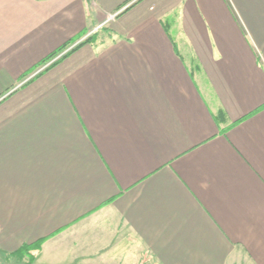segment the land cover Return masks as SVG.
Returning <instances> with one entry per match:
<instances>
[{
    "label": "crops",
    "instance_id": "crops-1",
    "mask_svg": "<svg viewBox=\"0 0 264 264\" xmlns=\"http://www.w3.org/2000/svg\"><path fill=\"white\" fill-rule=\"evenodd\" d=\"M42 238L264 264V0H0V254Z\"/></svg>",
    "mask_w": 264,
    "mask_h": 264
},
{
    "label": "trees",
    "instance_id": "trees-1",
    "mask_svg": "<svg viewBox=\"0 0 264 264\" xmlns=\"http://www.w3.org/2000/svg\"><path fill=\"white\" fill-rule=\"evenodd\" d=\"M92 37H89L85 42H88L89 40H91ZM82 43V44H83ZM77 47V46H76ZM74 47L73 49L69 50L68 52H66L65 54H63L62 56L57 57V55L62 52L66 46L62 47L61 49H59L58 51L52 53L50 56H48L43 63H46L47 61H51L53 60L46 68L45 70L50 69L51 67H53L54 65H56L57 63H59L63 58H65L66 56H68L70 53H72L73 50H75ZM56 58V59H55ZM44 242V238L36 240L34 242L31 243H26L24 244L18 251L13 252L11 255L15 256L16 258L22 260L24 258H27V262L25 264H33L35 259H36V254L37 252H39L42 248V244Z\"/></svg>",
    "mask_w": 264,
    "mask_h": 264
},
{
    "label": "rangeland",
    "instance_id": "rangeland-1",
    "mask_svg": "<svg viewBox=\"0 0 264 264\" xmlns=\"http://www.w3.org/2000/svg\"><path fill=\"white\" fill-rule=\"evenodd\" d=\"M27 260H28L27 258L20 260L16 258L15 256H10V255L0 256V264H25Z\"/></svg>",
    "mask_w": 264,
    "mask_h": 264
},
{
    "label": "built area",
    "instance_id": "built-area-1",
    "mask_svg": "<svg viewBox=\"0 0 264 264\" xmlns=\"http://www.w3.org/2000/svg\"><path fill=\"white\" fill-rule=\"evenodd\" d=\"M114 17V15L112 16V18Z\"/></svg>",
    "mask_w": 264,
    "mask_h": 264
}]
</instances>
